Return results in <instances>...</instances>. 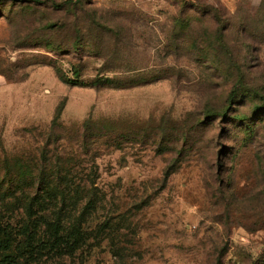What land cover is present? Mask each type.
<instances>
[{
  "label": "rangeland",
  "instance_id": "374dc122",
  "mask_svg": "<svg viewBox=\"0 0 264 264\" xmlns=\"http://www.w3.org/2000/svg\"><path fill=\"white\" fill-rule=\"evenodd\" d=\"M40 1H0V227L29 263L264 264V0Z\"/></svg>",
  "mask_w": 264,
  "mask_h": 264
},
{
  "label": "trees",
  "instance_id": "16d2710c",
  "mask_svg": "<svg viewBox=\"0 0 264 264\" xmlns=\"http://www.w3.org/2000/svg\"><path fill=\"white\" fill-rule=\"evenodd\" d=\"M0 1H2V0H0ZM5 1L20 3V4H23V3L41 4V3H43L40 0H5ZM67 4H72V1L67 0L62 5L53 4V6L55 8H58V7H61L63 5H67ZM73 74H74V72H73ZM56 76H57L58 80L63 82V83H72L69 79L64 78L62 76V74H59L58 72H56ZM45 194L46 195L50 194V196L52 197L54 193L53 192L51 193V191L49 192L47 190L45 192ZM33 200H34V198H33ZM33 200H32V202H33ZM31 203H28V207H26L28 211L32 210V207H34ZM53 217H55L56 221L58 222V220L60 219V214L57 213V214L53 215ZM24 239H25L24 242L21 241L19 244H15V242L10 240V237L7 235L6 229H4V227H0V264H30L29 263L30 257H34L35 253L38 252L37 251L38 248H35L36 245L34 244V242H36L35 237H34V233L30 232L28 234L27 238L25 237ZM53 241H57V240L53 238ZM11 247L15 248L13 250L14 252L15 251L20 252V253L30 252L31 254L28 255L27 257L21 255L19 257V258H21V260H18V259L13 260L14 257L12 255V252L10 251ZM66 247H70V246H66ZM14 252H13V254H14Z\"/></svg>",
  "mask_w": 264,
  "mask_h": 264
}]
</instances>
